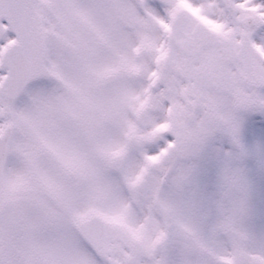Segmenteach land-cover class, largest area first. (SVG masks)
<instances>
[{
	"label": "snow or ice",
	"instance_id": "obj_1",
	"mask_svg": "<svg viewBox=\"0 0 264 264\" xmlns=\"http://www.w3.org/2000/svg\"><path fill=\"white\" fill-rule=\"evenodd\" d=\"M0 264H264V0H0Z\"/></svg>",
	"mask_w": 264,
	"mask_h": 264
}]
</instances>
